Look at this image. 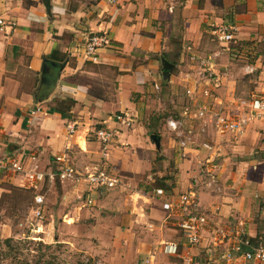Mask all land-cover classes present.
<instances>
[{
	"label": "crops",
	"instance_id": "obj_1",
	"mask_svg": "<svg viewBox=\"0 0 264 264\" xmlns=\"http://www.w3.org/2000/svg\"><path fill=\"white\" fill-rule=\"evenodd\" d=\"M0 18L5 22L0 28V158L15 156L25 168L48 172L58 166L54 156L66 153L81 171L92 170L104 162L103 146L92 134L103 127L114 131L106 158L119 181L112 188L87 189L83 181L46 176L30 187L22 174L5 170L0 172V196L8 191L2 183L31 192L32 198L43 194L50 218L41 229L85 226L91 252L105 253L110 264L127 261L125 247H133L150 264H184L180 256L162 252L161 242L176 241L183 249L184 237L166 218L167 204L187 191L193 178L200 182L199 203L209 225L228 232L240 229L248 240L264 232V116L252 118L240 132L220 133L207 122L203 139L194 138L183 158L167 127L172 135L159 133L160 148L155 146L150 123L136 121L131 99L135 92L145 98L152 87L166 82L173 92L176 85H195L200 92L195 100L204 97L209 117L211 112L243 113L241 100L264 97V0H50L49 12L41 0H0ZM213 23L232 28L234 40L228 47L214 45ZM93 33L109 38L95 60L84 54ZM211 51L216 56L208 73L214 74L202 77L192 57ZM51 53L57 60L45 57ZM162 58L173 64L167 79ZM45 59L56 65L43 75ZM50 74L54 78L47 84ZM118 114L130 117V124L122 125ZM69 122L75 124L72 134ZM197 127V120L186 121V140ZM169 148L174 149L171 156ZM188 157L199 160L192 164ZM176 159L178 168L174 164L173 172L168 171V163ZM202 162L209 175L202 169L199 175ZM47 194L56 195L57 203L51 206ZM205 235L199 247L191 248L200 263L209 243ZM249 252H232V263L252 264L244 258Z\"/></svg>",
	"mask_w": 264,
	"mask_h": 264
},
{
	"label": "built area",
	"instance_id": "obj_2",
	"mask_svg": "<svg viewBox=\"0 0 264 264\" xmlns=\"http://www.w3.org/2000/svg\"><path fill=\"white\" fill-rule=\"evenodd\" d=\"M111 1V0H110ZM5 25L3 18H0V28ZM213 34L217 42L224 48L229 46V43L234 40L232 28L227 24H218L213 29ZM109 44V38L106 33H93L86 39L84 45V54L88 59L95 60L97 50ZM216 54H209L207 57L197 58L200 70L198 73L205 77L207 71H210V61L215 58ZM205 88L202 92L207 97L209 92ZM241 104L245 105L243 113L232 115L215 114L209 117V108L203 103L197 106L194 110L185 108L179 117L169 116L166 118V127L173 131L179 139V145L186 146V140L181 138L183 135V127L187 120H197L199 129L205 133L207 122L212 123L214 128L220 132H240L242 131L252 118L264 116V97L252 98L247 101L241 100ZM38 108L32 109L31 114H35ZM116 119L125 126L130 124L131 118L126 115L118 114ZM67 129L70 134L75 131V124L69 122ZM94 138L102 144V157L104 162L92 170L81 171L69 160L66 153L54 156L57 163L55 171H44L39 169L25 168L18 158L15 156L0 158V172L10 170L13 173L22 174L24 180L30 187H36L46 176L57 177L60 181H83L89 188H112L119 181L107 164V145L111 141L114 131L112 129L99 127L92 132ZM207 146L206 144H204ZM208 175L210 170L206 171ZM200 183L197 178H193L192 184L187 191L178 194L176 199L168 201L166 218L173 220L174 226L179 230L184 237V247L179 248L176 241L161 242L162 252L168 255H178L182 258L184 264H221L222 261H227V264H233L232 252H240L242 245L250 247V252L244 255V258H251L252 264H264V234L256 244L251 245L248 238L242 237V230L228 232L227 229L217 225H209L208 218L201 211V206L198 197V186ZM209 183V181H208ZM158 194H162L163 190L158 188ZM91 203V200H87ZM44 206V196L41 193H36L33 196L32 212L36 216L42 217ZM205 232H208V242L205 246V261L200 263L196 260L195 255L191 252V248L199 247L206 239ZM207 238V239H208ZM203 246V247H204ZM235 264H251L249 262H237Z\"/></svg>",
	"mask_w": 264,
	"mask_h": 264
},
{
	"label": "rangeland",
	"instance_id": "obj_3",
	"mask_svg": "<svg viewBox=\"0 0 264 264\" xmlns=\"http://www.w3.org/2000/svg\"><path fill=\"white\" fill-rule=\"evenodd\" d=\"M216 26L217 25L213 23L210 31H212L211 35L215 39L214 45H220L212 30L215 29ZM221 48L224 47L218 49ZM209 53H212V51L206 53L204 56L207 57ZM171 59L174 60L173 57H171ZM187 67L189 70L192 68L191 66ZM208 72L211 71H207V76L211 78L214 73L209 74ZM179 76V79L183 80V75L179 74ZM167 85L168 82L162 86L152 87L154 91L147 93L145 98H141L140 93L135 92L131 94V99L135 102L138 111V115L135 117L137 122L143 124L149 122L151 125L150 132L156 131L158 133H168L172 135V132L165 126L166 118L168 116L179 117L185 108L194 110L197 106L205 103V99L203 97L202 99L195 100L197 97L196 95H200V92L197 90L198 87H195V85L190 88L176 85L177 88L174 92L169 91ZM114 87L116 86L114 85ZM192 95H194V99L191 98ZM213 113L215 112H211L210 118L213 117ZM155 124L157 125L156 127L154 126ZM192 124L193 126L195 125V123L191 121L188 122V125ZM188 125L186 126L189 127ZM198 127L197 131L201 134L192 128L194 129L192 130L193 132L187 135L192 138L191 140H189L187 136L186 138L188 140H186L184 137L185 134L181 136V138L186 140V146H181V150L179 149L180 152L183 153V158H186L184 157L186 155L185 149L193 144V141H197V139L193 140L194 138L203 139L202 136L205 133ZM172 137V139H175L176 143L179 142L180 137L175 134H173ZM203 144L207 145L203 148L209 153V143L204 142ZM169 153L170 156L173 155L174 149L169 148ZM175 153L177 154L176 151ZM195 158L197 159V157H188L187 160L189 163L192 161L193 164V159ZM180 159H182V157ZM198 160L199 159H197L196 162H198ZM176 162L177 159L168 163V171L171 170L173 172L175 165H177L178 168L179 163ZM203 162L199 164V175L201 174L200 169L207 171V167H209L207 163ZM188 170L191 169L188 167ZM2 184L8 188V191L3 192L0 196V264H110V262L105 261V259H107L105 253L98 255L91 252L93 242H91L89 229L85 228V226L78 225L77 227H71L67 224L65 226H55L54 228L44 226L41 229V226L48 221L50 215L49 213L45 214L44 209L42 217L36 216L35 213L32 212V193L23 192L11 186L9 183ZM57 199L56 195L47 194V200L51 206L57 203ZM55 212L54 220L57 222L58 212L57 210ZM84 225L88 226L89 222L88 224L85 222ZM57 235L59 238H57ZM6 238H12L9 245L3 242ZM128 249V255L125 257L127 261H123L124 264H150L144 260V256L137 253L133 247H125V251H128Z\"/></svg>",
	"mask_w": 264,
	"mask_h": 264
},
{
	"label": "water",
	"instance_id": "obj_4",
	"mask_svg": "<svg viewBox=\"0 0 264 264\" xmlns=\"http://www.w3.org/2000/svg\"><path fill=\"white\" fill-rule=\"evenodd\" d=\"M41 2L43 3L46 10L49 12L50 0H41ZM55 65H56V63L45 59L42 63L41 74L44 75L45 73L49 72L50 66H55ZM161 65H162L161 70L163 72V77H164V79H167L169 77V73H170L171 68L173 67V64H171L168 60L162 58L161 59ZM43 81H44V77L42 76L41 82H43ZM151 139L155 143V146L159 149L160 148V137L157 134H151ZM241 249L249 251L250 247L247 245H242Z\"/></svg>",
	"mask_w": 264,
	"mask_h": 264
},
{
	"label": "trees",
	"instance_id": "obj_5",
	"mask_svg": "<svg viewBox=\"0 0 264 264\" xmlns=\"http://www.w3.org/2000/svg\"><path fill=\"white\" fill-rule=\"evenodd\" d=\"M45 57H46V58L49 57V58H51V60L54 59L53 61L57 60V59L54 57V54H53V53H51L49 56H45ZM58 60L62 62V61L65 60V58L62 57V58H59ZM53 74H54V70H53ZM53 74H50V75L48 76V79H47V81H46L47 84L51 81L52 78H54ZM62 114H63V116L65 115V117L67 116L64 112H62ZM153 133L159 135V133L156 132V131H154ZM262 229H263V228H262ZM262 229H261V230H262ZM263 234H264V232H263V231H260L259 234L257 233V235H256L255 237L249 239V243H250L251 245L256 244L257 241L263 236ZM11 239H12V238H6V239L3 240V242L9 245V244H10V241H12ZM241 251L244 252L245 250H244V249H241Z\"/></svg>",
	"mask_w": 264,
	"mask_h": 264
}]
</instances>
